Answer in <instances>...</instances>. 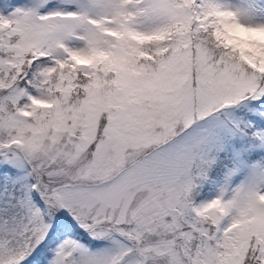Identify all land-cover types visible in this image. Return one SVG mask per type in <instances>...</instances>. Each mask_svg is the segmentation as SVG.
<instances>
[{
	"label": "snow or ice",
	"instance_id": "snow-or-ice-1",
	"mask_svg": "<svg viewBox=\"0 0 264 264\" xmlns=\"http://www.w3.org/2000/svg\"><path fill=\"white\" fill-rule=\"evenodd\" d=\"M0 264H264V0H0Z\"/></svg>",
	"mask_w": 264,
	"mask_h": 264
}]
</instances>
